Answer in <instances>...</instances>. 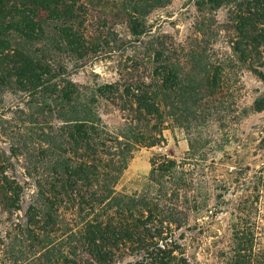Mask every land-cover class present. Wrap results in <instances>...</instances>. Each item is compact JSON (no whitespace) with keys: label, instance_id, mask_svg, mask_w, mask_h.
<instances>
[{"label":"trees","instance_id":"trees-1","mask_svg":"<svg viewBox=\"0 0 264 264\" xmlns=\"http://www.w3.org/2000/svg\"><path fill=\"white\" fill-rule=\"evenodd\" d=\"M108 1L118 5L120 18L133 35L145 34L143 17L154 0ZM95 2L0 0V63L11 68H1L0 81L16 79L32 91L43 89L47 85L43 77L54 78L64 70L57 57L99 52L98 36L88 31ZM169 3L157 0V7ZM204 5L230 7L229 22L238 35L234 50L264 82V57H247L264 48V0H199L198 6ZM21 39L41 42L44 49L32 51ZM169 76L164 78L166 84L171 79L183 88L182 96L188 93L190 99L196 98V91L186 89L184 78ZM45 91L49 104L63 113L64 125L41 135L43 142H49L43 151L49 153L51 167L44 174L45 184H37L24 223L12 220L21 209L24 188L8 172L10 156L0 153V252L10 264H203L210 260L213 264H264L260 200L253 195L260 187L254 185L250 190L249 175L238 172L240 179L233 181L234 172H230L229 178H222L215 159L209 161L207 142L192 138L182 160L160 155L152 161L141 191H120L118 185L130 159V140L108 135L86 111L82 114L69 107L79 105V99H71V92L58 93L53 87ZM126 93L137 110L151 118L160 116L158 93L140 87ZM257 104L258 110L264 108L263 101ZM160 127L157 123L148 132H152L149 146L160 144ZM10 151L13 156L15 149ZM256 174L263 184L264 166ZM234 185L242 195L231 201L225 192ZM225 209L230 214L226 244L222 246L218 238L214 257L208 258L205 239ZM5 214L11 218L3 219Z\"/></svg>","mask_w":264,"mask_h":264},{"label":"rangeland","instance_id":"rangeland-1","mask_svg":"<svg viewBox=\"0 0 264 264\" xmlns=\"http://www.w3.org/2000/svg\"><path fill=\"white\" fill-rule=\"evenodd\" d=\"M101 1L96 0L92 6L88 25L89 33L99 38V52L57 57L64 70L54 78L43 77L42 83L47 84L43 89L32 91L16 79L0 81V153L10 156L8 172L25 191L21 209L13 214L12 220L25 222L37 184L46 182L44 174H48L51 165L49 153L43 148L48 149L49 142H43L41 135L64 125L63 113L49 104V95L44 94L53 87L58 93L63 89L71 92V99H79V105L69 107H76L82 114L86 111L108 135L114 138L123 135L130 140V159L118 185L120 191H141L156 157L168 155L182 160L192 138L207 142L209 161L215 159L222 178L227 179L234 172L232 179L238 181L242 171L252 178L250 190L254 185L260 187L253 195L260 200V235L264 247V183L256 174L264 166V108H257L258 102L264 104V82L252 72L249 62L240 61V54L234 50L238 35L235 25L229 22L230 7H199V0H170L168 6L159 8L154 0L143 17L145 34L135 36L120 18L118 5ZM21 40L32 51L44 49L41 42ZM260 52L247 57H264V48ZM1 68L11 69L3 62L0 74ZM170 73L184 78L186 89L196 91V98L190 99L188 93L182 96L183 88L171 79L166 84L164 78ZM138 87L158 93V118L137 110L136 102L127 95L126 92ZM74 91L77 93L72 95ZM60 105L68 108L67 103ZM157 123L161 125L159 133L163 130L160 144L149 146L152 140L148 136L152 132H148ZM6 131L12 134H4ZM226 193L231 201L242 195L235 185ZM229 217V209L218 214L217 224L205 239L210 251L208 258L214 257L218 238H222V246L226 244ZM199 258L202 261V256ZM213 263L210 260L203 264ZM0 264H10L2 252Z\"/></svg>","mask_w":264,"mask_h":264}]
</instances>
